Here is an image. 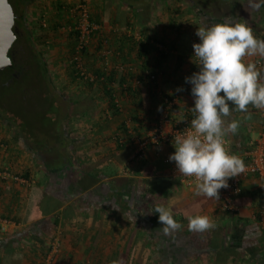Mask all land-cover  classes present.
<instances>
[{
    "label": "crops",
    "instance_id": "0c3cea01",
    "mask_svg": "<svg viewBox=\"0 0 264 264\" xmlns=\"http://www.w3.org/2000/svg\"><path fill=\"white\" fill-rule=\"evenodd\" d=\"M86 1L91 18L96 19L99 16L101 19V29L87 48L84 62L91 72L102 74L99 76L102 79L94 83L93 86H97L95 89L87 83L89 89H73L71 94L59 91V96L63 101H79V105L84 107L73 116L76 124L71 135L76 145L77 161L84 169L100 173L99 177L102 174L109 176L91 185L94 181L88 174L73 170V181H79L86 189L85 192L95 189L103 181L115 178L125 180L131 185L137 184L139 192L135 208L140 209L146 203L145 206L150 207V213H153L152 223L160 225L154 208L166 207L173 216L182 217L177 221L181 227L176 231L185 232L188 237L186 240L195 248L201 249L208 239L209 229L202 233V238L198 237L196 231L189 230L188 217L207 216L212 227H222L230 235L241 231L242 247L249 253L250 261L236 264H264V212L258 219V197L249 198L259 187L256 177L250 176L243 182L241 194L234 198L235 211L226 213V219L220 220L217 216L225 212L219 209L215 198L198 195L195 187H186L170 176V165L165 159L174 152L172 143H150L145 147L144 158L138 159L132 158L135 147L123 135V124L128 117L134 118V126L140 129L142 137H146L159 121L164 132L168 133L184 117L193 119L191 107L194 101L190 94L191 86L185 83V77L197 71L195 58H192L193 62L191 60L192 44L199 42L195 35L196 28L234 21L246 23L255 37L264 39V7L257 10L251 6L255 0H238L231 16L216 17L209 11L206 12L205 4L201 0H168V5L164 4L167 7L164 8L162 22L151 10L149 24H137L129 15L127 21L130 24L126 27L121 25L126 17H116L117 11L124 9L117 0ZM164 6L160 4L161 8ZM138 35L141 40L137 38ZM64 38H57L56 43H64ZM147 39L162 42L165 44V51H158ZM140 43L143 45H139ZM106 50L110 52L108 56L104 55ZM160 52L165 55L160 57ZM244 59L245 62L256 64L261 71V82H264V58L256 55ZM258 61L261 63L258 64ZM57 73L55 72L53 79L57 78V81L66 83ZM147 73H154L155 80L149 81ZM164 96L171 97L174 102L170 105L164 103ZM115 99L119 103L116 111L111 105ZM88 106L92 108L86 109ZM165 114L167 121L162 120ZM227 119L239 123L237 132L229 133L225 137L229 141L230 150L239 154L263 130L264 109L249 105L247 112L233 110ZM0 123V218L10 219L11 216L20 214L24 217L34 190L42 186L40 181L44 176L43 167L36 155L15 138L13 131L2 121ZM119 136L123 140L122 144L116 141ZM3 172L21 176L27 174L30 181L22 184L10 177H4ZM156 182L162 185L165 182L163 186L166 187L163 189L157 185L151 193L152 184ZM90 197L91 194L86 197L87 200L84 197L75 200L72 217L65 218L59 213V223L52 239L45 240L46 246L56 244V248L46 257L50 255L53 259L57 255L54 261L56 264H103L111 253L117 255L115 261L118 263L146 262L149 253L145 251L142 254V241L138 239L135 231L129 229L127 217L118 208L112 207L111 203L100 204L96 202V198L89 200ZM250 201L254 202L252 206L249 205ZM260 204H264L263 200ZM27 226L24 223L14 224L7 232H0V238ZM171 253L166 257L160 254L163 264H178L177 256L174 257ZM187 264L204 262L198 263L196 259H191Z\"/></svg>",
    "mask_w": 264,
    "mask_h": 264
},
{
    "label": "trees",
    "instance_id": "16d2710c",
    "mask_svg": "<svg viewBox=\"0 0 264 264\" xmlns=\"http://www.w3.org/2000/svg\"><path fill=\"white\" fill-rule=\"evenodd\" d=\"M117 1L124 6V9L117 11L116 17L118 19L126 17V20L121 23V25H126V27L130 24V21H127L130 17L129 15H131L133 20H136L137 24H149L152 18L150 15L151 10L158 8L157 5H152L155 0H150L145 5L140 0ZM8 2L13 10L14 23L19 29H25L27 19H29L27 18L29 15L28 8L40 2V0H8ZM57 10L62 12V16H66V19L63 17L62 22L66 24L72 22L70 6L63 5V3L58 1ZM91 19L98 24L101 23L99 16L96 19ZM54 26H56L53 28L59 32L58 34L66 35L69 41H73L68 65L71 66L72 73L78 79L80 77L76 74L72 61L73 44L75 42L74 34L69 32L68 35L63 31L60 32L58 27L61 25L58 21ZM39 27L41 26L39 25ZM32 36L29 30V36L23 39L24 53H22V59L16 63L11 55V50H14L15 46L19 44V40H22L21 36L16 35V39L8 52L11 66L0 71V119L4 125L13 131L15 138L36 155L38 162L43 167L44 176L40 181L42 186L34 190L29 200L30 203L25 216L23 217L20 214L18 216H9L10 219L6 218L13 223L16 222L15 224L24 223L28 224V226L21 227L16 232L0 238L2 242L0 246V264H28L32 261L42 264L52 249L51 245L46 246L45 240L52 239L51 236L59 223V213L65 218L72 217L75 209V200L83 197L84 200H87L86 197L90 194L89 200L96 198L97 201H95L97 203H111L112 207L118 208V211L127 217L129 229L135 231L139 237L138 239L142 241V254L145 251L149 253L146 262L143 264H163L160 254L166 257L170 252L173 253L174 257L177 256L178 264H187L191 259H196L198 263L204 262V264L206 262L211 264L249 262V253L242 247V233H239L241 231L230 235L229 231H223L222 227H211L204 247L201 249L195 248L186 240L188 237L185 232L175 230L169 235H164L161 224L158 225L151 222L149 217L150 207L135 208V200L139 192L137 184L131 185L125 180L115 178L114 180L103 181L95 189L85 192L84 190L86 189L79 181H73V170H80L83 174H88L94 181L91 182V185L107 178L109 175L102 174L99 177L100 173H92L90 170L84 169L77 161L75 154L76 145L71 132H69L68 122L73 119L75 113L82 109L83 106L79 105V101L73 103L60 99L59 95L61 93H57L54 89L51 74L45 60L38 53L36 41ZM43 41H45V37L40 42ZM139 45L143 44L140 43ZM158 55L163 57L165 54L160 52ZM12 72L19 74V76L16 78L12 75ZM91 73L96 76V79L91 82H84L95 89L97 86L93 85L99 81V76L102 74ZM165 98L171 99V97L164 96L162 97L163 101ZM72 103L74 106L69 112V106ZM111 105L116 111L117 108L113 102H111ZM58 108L62 112L57 111ZM91 108L92 106H88L86 109ZM132 119L134 120L133 117ZM123 128V135L128 136L125 124H123ZM133 129L141 136L139 128L133 126ZM120 137L118 138L120 139ZM127 142L130 143L128 140ZM17 176L30 181L27 174L22 176L17 174ZM157 185L163 189L166 187L156 182L152 184L151 193L156 189ZM246 193L249 194L248 192ZM255 196L258 197L257 207H260V202L264 197L260 187L254 190L249 198L252 199ZM252 204L254 202L250 201L249 205L252 206ZM173 217L176 221L182 218L179 215ZM256 217L259 219V213H257ZM29 224L31 225L29 226ZM126 251H128V246ZM56 256L51 259L52 262L50 261V264H56L54 262ZM152 256H154V259ZM116 258V254L109 253L103 264H130L125 262L118 263L115 261Z\"/></svg>",
    "mask_w": 264,
    "mask_h": 264
},
{
    "label": "clouds",
    "instance_id": "9594fccd",
    "mask_svg": "<svg viewBox=\"0 0 264 264\" xmlns=\"http://www.w3.org/2000/svg\"><path fill=\"white\" fill-rule=\"evenodd\" d=\"M255 9L264 7V0L251 4ZM197 43L192 44L198 71L185 77L193 97L191 111L194 118L190 129L174 137L168 159L174 162L180 175L194 177L197 194L219 199V190L228 187V179L243 173V160L231 154L225 147L224 138L235 134L237 121L228 120L231 111L247 112L251 105L264 109V82L255 63L245 62V57L264 58V39L253 35L246 23H214L196 28ZM193 62V60H192ZM164 235L179 229L170 210L156 206ZM191 231L203 232L213 225L204 215L188 217Z\"/></svg>",
    "mask_w": 264,
    "mask_h": 264
},
{
    "label": "built area",
    "instance_id": "2783aa9c",
    "mask_svg": "<svg viewBox=\"0 0 264 264\" xmlns=\"http://www.w3.org/2000/svg\"><path fill=\"white\" fill-rule=\"evenodd\" d=\"M71 14H72L71 24L61 25L60 27H58V30L63 32H71L74 34L75 43L72 52V61L74 63V69L76 71V74H78L82 80L91 82L96 79V76L93 75L91 71L86 67L84 62V54L87 48L89 47L92 39L101 28L97 22L91 19L90 8L86 0H78L77 2H75V4H73L71 8ZM37 20H38V25H40L42 28H48V19L44 15H41ZM137 38L141 40V37L139 35L137 36ZM146 41L149 44H152L158 51H165L166 49L165 45H163L162 43L155 42L152 39H147ZM108 54H110V52L106 50L104 52V55L108 56ZM257 63L260 64L261 62L258 61ZM155 77L156 76L154 73H147V78L149 81L155 80ZM164 102L170 105L174 102V100L172 98L171 99L165 98ZM113 104L115 105L116 108L119 107L118 100L116 99L113 100ZM162 120L167 121L166 114L164 115V117H162ZM191 120H192L191 117L190 118L184 117L178 124H175L168 133L164 132L162 128V123L159 121L157 122L153 130L150 131L149 134H147L146 137H142L138 135L133 129L135 121L132 119V117H128L125 120L124 124L128 134L127 140L130 142L131 145L135 147L134 148L135 151L132 158H138V159L144 158L145 147L150 143H154V144L173 143L174 137L176 135L181 134L184 131L190 129ZM116 141L119 144L123 143V140L119 138L116 139ZM224 143L226 149L231 154H235L230 150L229 141L226 138H224ZM235 155L239 156L243 160L245 164V169L243 173H241L240 175L229 178L227 181L228 187L220 189L219 199L215 198V201L219 206V209L225 213H233L235 211L234 198L241 194L243 182L246 179H248L250 176H254L258 179L259 187L261 191L264 193V128L258 134L257 137H255L249 142L247 149ZM165 162L170 165V176L173 179L177 180V182H179L180 184L186 187H195L196 180L194 177L180 175L176 170L174 162H170L168 157L165 159ZM3 176L10 177L14 181H17L22 184H27L29 182L9 172H3ZM263 203H264V197H263ZM263 212H264V204L263 205L261 204L259 216H261ZM14 224L15 223H13L8 219L0 218V232L1 233L7 232L10 226H13ZM55 248H56V244H53L51 251H54ZM50 261H51V256L49 255L48 257H46V259L43 261L42 264H50Z\"/></svg>",
    "mask_w": 264,
    "mask_h": 264
},
{
    "label": "rangeland",
    "instance_id": "374dc122",
    "mask_svg": "<svg viewBox=\"0 0 264 264\" xmlns=\"http://www.w3.org/2000/svg\"><path fill=\"white\" fill-rule=\"evenodd\" d=\"M60 1L61 3H63V5L66 6H70L72 8V5L75 4L74 0H40V2L32 5L30 8H28V16L27 18V28L28 30L31 31L32 33V38L35 39L36 44H37V51L40 52L42 58L45 60L46 65L48 67V70L51 74V80H52V84L54 86V89L57 91V93L59 91H62L63 94L64 93H72L73 89L75 91L77 90H82L83 87L85 88H90L89 86H87V83L84 82V80H81L80 78H76V76L72 73V69L71 66L68 65L69 64V60H70V56H71V46L73 41H69L68 36L66 35H61L58 34V31H55L54 28L56 26H54V24H56V22L58 21V23L60 25H69L66 24L65 22H62L61 20H63V17L66 16H62V12L57 10V2ZM150 0H140V2H142V4H147ZM168 0H155L154 3L152 5H157L158 8L156 10H152V12H154L155 16L157 17V19H159V21H163L164 18V8L167 7L168 5ZM160 4H162V6H164V4H167L164 7H160ZM56 6V8H55ZM161 9V10H160ZM169 9V8H168ZM193 10V8H192ZM57 11V12H56ZM193 12V11H192ZM44 15L47 19H48V28L46 29H42L39 27L38 25V18ZM70 16H72L70 14ZM162 19V20H161ZM29 20V22H28ZM71 24V23H70ZM54 27V28H53ZM61 32V31H60ZM21 32L19 31V34ZM23 33V32H22ZM64 33H69V32H64ZM69 35V34H68ZM21 38L23 37V39H25V36H23V34L20 35ZM62 36H64L65 40L64 43H56L57 38H61ZM45 37V41L40 42L42 38ZM73 37V35H72ZM67 39V41H66ZM23 41V40H21ZM24 42V41H23ZM75 43V42H74ZM74 46V44H73ZM54 50V52H53ZM28 62V61H27ZM67 65V66H65ZM60 71V72H59ZM55 72H58V75H61L62 78L66 81V83L63 82H59L57 81V78L53 79V75H55ZM72 80H74L73 82H71ZM59 82V83H58ZM60 93V92H59ZM73 106H69V112H71ZM57 111H61V109H57ZM1 121V119H0ZM75 119H72L69 123V132H73L75 131L74 126H75ZM0 127L1 123H0ZM1 131V130H0ZM145 205H147L146 203H144V207ZM149 217L151 218V216H153V213H149ZM155 216V214H154ZM226 213H222L221 215L217 216V218H219L220 220L222 219H226ZM158 218V217H157ZM227 221H228V216H227ZM229 223V222H228ZM203 232H197V236L202 238V233ZM191 233V232H190ZM207 234H205L204 237H206ZM203 237V238H204ZM199 238V240H200ZM196 241L198 242V239H196ZM201 244V243H199ZM28 264H38L37 261H32L29 262Z\"/></svg>",
    "mask_w": 264,
    "mask_h": 264
},
{
    "label": "water",
    "instance_id": "95a60500",
    "mask_svg": "<svg viewBox=\"0 0 264 264\" xmlns=\"http://www.w3.org/2000/svg\"><path fill=\"white\" fill-rule=\"evenodd\" d=\"M14 14L8 0H0V71L11 66L9 49L16 39Z\"/></svg>",
    "mask_w": 264,
    "mask_h": 264
},
{
    "label": "flooded vegetation",
    "instance_id": "af4514ba",
    "mask_svg": "<svg viewBox=\"0 0 264 264\" xmlns=\"http://www.w3.org/2000/svg\"><path fill=\"white\" fill-rule=\"evenodd\" d=\"M201 1L202 3L205 4L204 8H206V12L209 11L213 16L219 17V16H231V14L234 12V8L238 0H201ZM13 29L17 36H20L21 34H23V36L25 37L29 36V30L27 28V25H25V29H19L18 26L14 23ZM42 29H46V28H42ZM19 31L21 32L20 34ZM18 43L19 44L15 46V49L11 50V55L13 59L16 61V63L22 59L21 58L22 53H24L23 41L19 40ZM12 75L15 76L16 78L19 76V74H16L15 72H12Z\"/></svg>",
    "mask_w": 264,
    "mask_h": 264
}]
</instances>
